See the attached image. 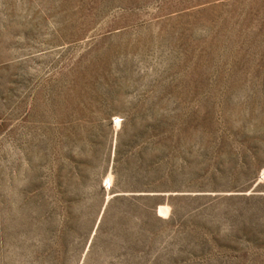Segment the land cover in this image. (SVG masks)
I'll list each match as a JSON object with an SVG mask.
<instances>
[{
	"label": "rangeland",
	"instance_id": "1",
	"mask_svg": "<svg viewBox=\"0 0 264 264\" xmlns=\"http://www.w3.org/2000/svg\"><path fill=\"white\" fill-rule=\"evenodd\" d=\"M0 264H264V0H0Z\"/></svg>",
	"mask_w": 264,
	"mask_h": 264
},
{
	"label": "water",
	"instance_id": "2",
	"mask_svg": "<svg viewBox=\"0 0 264 264\" xmlns=\"http://www.w3.org/2000/svg\"><path fill=\"white\" fill-rule=\"evenodd\" d=\"M117 195H120V194H118V193H117V194H114L113 197H115V196H117Z\"/></svg>",
	"mask_w": 264,
	"mask_h": 264
}]
</instances>
